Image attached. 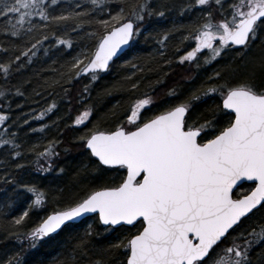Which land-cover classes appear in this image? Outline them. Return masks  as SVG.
<instances>
[{
	"label": "snow or ice",
	"instance_id": "snow-or-ice-1",
	"mask_svg": "<svg viewBox=\"0 0 264 264\" xmlns=\"http://www.w3.org/2000/svg\"><path fill=\"white\" fill-rule=\"evenodd\" d=\"M179 11L194 16L190 24L180 25L177 54L165 56L170 34L177 32L175 25L156 34L163 49L157 55L168 70L174 62H188L198 70L237 47L238 56H247L257 40L264 44V0H182ZM164 13L163 7L154 10L149 0H133L127 9L121 6L116 11L108 0H0V19L5 21L0 33L16 38L0 43L5 52L0 79L7 82L33 63L41 47L47 54L60 46L59 52L82 33L89 46L70 62L57 65L60 74L50 83L45 79L41 91L83 73L90 75L91 83L99 72L110 69L122 46L137 39L146 17ZM185 41L192 46L181 52ZM132 68L145 70L135 64ZM134 75L129 72L127 77L133 90L141 83L132 79ZM166 75L161 72L155 84ZM31 79L0 86V97L24 95V85ZM191 80L192 76L186 78ZM151 91L136 98L112 127H101L97 121L76 137L92 164L82 165L78 174L94 178L65 202L55 196V208L26 229V218L48 203V193L35 183H18L12 169L20 171L25 163H34L38 171L63 173L64 168L54 163L61 140L42 137L25 145L18 129L4 131L10 129L12 117L0 110V146L9 158L20 161L0 175V182L21 190L5 200L14 205L25 193L29 197L10 223L22 249L0 255V264H22L23 250L37 248L88 216L91 220L70 237L55 264H114L116 250H123L119 264H264V51L213 70L187 94L173 84L166 91L169 102L146 115L155 99ZM83 92H88L87 86ZM209 94L211 103L193 115V102ZM56 107L55 102L48 103L34 115L29 112L27 120L20 118V123L44 118ZM93 111L86 105L71 123L83 125ZM36 129L45 130L46 125L39 123ZM25 152L33 154L32 160L22 159ZM118 229L122 234L106 245L92 239Z\"/></svg>",
	"mask_w": 264,
	"mask_h": 264
},
{
	"label": "trees",
	"instance_id": "trees-1",
	"mask_svg": "<svg viewBox=\"0 0 264 264\" xmlns=\"http://www.w3.org/2000/svg\"><path fill=\"white\" fill-rule=\"evenodd\" d=\"M131 2L133 0H108V6L112 11H116L121 6L127 9L128 4ZM149 2L156 11L163 7L165 9L164 15L146 17L137 39L111 63L110 69L104 73H98V78L95 81L89 83L90 75L87 74L74 77L67 83L61 81L41 91V88L45 86V79L50 83L55 76L60 74V68L57 65L70 62L78 51L85 46H89L88 38L82 33L79 38H74L71 46L65 47L59 52H57V49L60 46L50 48L47 54L43 52V47H41L38 49V56L33 63L26 66L24 70L14 72L7 82L0 79V86L7 88L10 85L18 84L29 76L32 78L30 83L24 85V95L9 93L5 97H0V110L9 112L12 117L9 121L10 129L4 131L18 129L19 140L25 145L36 144L37 141H41L42 137L44 139L56 137L61 140L58 146L59 156L54 160V163L56 167L62 166L64 168L63 173L57 172L55 169L47 172L38 171L34 163H25L20 171L12 169L18 183H35L43 187L48 193V203L43 205L41 209L33 210L30 213L23 225L25 229L30 228L41 216L55 208V196L59 197V202H65L83 191L88 181L94 178L92 175L86 177L78 174L82 165L88 168L92 167V164L88 161V154L76 139L83 133L85 128H91L93 123L97 121H99L101 127H112L114 123L118 122V117L122 118V114L129 108L130 104L151 88V95L155 99L153 105L145 113L148 115L169 102L166 91L173 84L178 85L182 92L187 94L213 70H219L230 62L239 64L241 59H246L248 56H258L261 51H264V44L257 40L247 56H238L239 47H237L236 51H230L225 56L218 57L211 65L202 64L198 70L188 62L183 64L174 62L171 69L168 70L169 66L161 64L160 57L157 55V52L163 51V49L160 48L156 34L168 30L173 25L176 26L177 32L170 34L167 41V52L165 53L166 57L174 56L177 54L175 46L182 31L180 25L190 24L194 13H180L179 5L182 0H149ZM104 17L105 13H99L100 19ZM4 23L5 21L0 19V24ZM92 27L98 29L95 24ZM14 39L16 38L0 33V43L7 44L9 40ZM16 42L19 43L20 41L17 40ZM48 43L54 42L49 41ZM184 43L186 47L180 49L181 52L192 46L187 41ZM10 51L11 49H9ZM0 58H5V52L2 50H0ZM52 61L56 63L50 65ZM125 61H128V63L126 64ZM133 64L137 65L138 68L143 66L145 70L133 69ZM53 68L55 72L52 71ZM37 72L39 75H34ZM129 72L135 73L133 80H141L140 85L135 90L127 86ZM161 72H167V75L160 84L156 85L155 82L160 78ZM189 76H192V80L186 82V78ZM37 85L40 87H37ZM153 85L155 86L153 87ZM85 86L88 87L87 93L83 92ZM34 93H39V95ZM81 96L84 97L83 100L80 99ZM53 102L56 103L57 107L48 113L46 117L28 120L27 125L20 123V118L28 119L29 112L34 115L35 111H39L46 104ZM210 103L211 94H209V98L194 101L193 115L201 112ZM5 104L8 105L7 108H5ZM86 105H91L94 109L89 119L84 121L83 125L71 123ZM39 123L45 124L46 129H36V125ZM30 128L34 131H28ZM61 129H63V132L60 131ZM42 146V142L37 144L36 151H40ZM32 155V153L25 152L22 159L30 161ZM14 162L19 163L20 161H17L16 158H9L5 147L0 146V175L10 168ZM43 162L41 160V163ZM103 175L110 176L111 173H104ZM95 179H101V177H95ZM246 187L247 185H241V188ZM20 191L14 185L9 186L5 182H0V205H2L0 207V255L22 249V242L16 239L17 233L10 226V223L11 216L17 215L22 207L27 206L29 197L25 193L14 205H8L5 200V197H14ZM90 220L91 216L81 220L78 224L64 228L52 240L41 243L37 248L23 250L22 264H55V261L60 259V254L64 248L71 243L70 237L83 231ZM118 234H122L119 229L113 233L94 236L92 239L96 244L106 245L113 242ZM122 255L123 250H116L113 253L114 264H119Z\"/></svg>",
	"mask_w": 264,
	"mask_h": 264
},
{
	"label": "water",
	"instance_id": "water-1",
	"mask_svg": "<svg viewBox=\"0 0 264 264\" xmlns=\"http://www.w3.org/2000/svg\"><path fill=\"white\" fill-rule=\"evenodd\" d=\"M129 46L130 45H125V46H122V48L118 51V53H117V55L114 57V60L116 59V58H118L124 51H126L128 48H129ZM113 60V61H114ZM112 61V62H113ZM111 62V63H112ZM107 71V69L106 70H102L100 73H104V72H106ZM88 73H83L81 76H85V75H87ZM80 76V77H81ZM89 217V216H88ZM82 219H84V218H82Z\"/></svg>",
	"mask_w": 264,
	"mask_h": 264
},
{
	"label": "rangeland",
	"instance_id": "rangeland-1",
	"mask_svg": "<svg viewBox=\"0 0 264 264\" xmlns=\"http://www.w3.org/2000/svg\"><path fill=\"white\" fill-rule=\"evenodd\" d=\"M255 56V55H254Z\"/></svg>",
	"mask_w": 264,
	"mask_h": 264
}]
</instances>
